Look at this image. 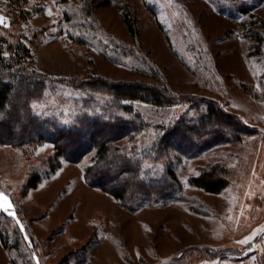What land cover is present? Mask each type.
<instances>
[{"label":"rangeland","instance_id":"1","mask_svg":"<svg viewBox=\"0 0 264 264\" xmlns=\"http://www.w3.org/2000/svg\"><path fill=\"white\" fill-rule=\"evenodd\" d=\"M260 2L96 0L94 18H88L93 33L81 25L83 0H28L24 19L12 17L0 0L5 17L0 35L29 47L30 68L51 78L163 81L181 97L170 107L133 103L150 127L128 143H116L127 144L137 156H145L155 126L195 117L197 98L216 102L246 128L232 143L192 154L172 150L180 182L177 196L135 211L87 185L83 168L92 151L77 162L62 161L22 193L30 169L40 168L53 148L42 141L25 155L0 144V193L12 205L8 211L0 208V234L6 243L0 241V264H208L200 249L212 244L227 252L218 264H264V43L259 54L251 53L253 41L241 25L251 16L264 18ZM124 6L133 12L134 30L122 19ZM131 50L136 54L129 55ZM49 88L41 102L32 103L36 113L65 118L68 109L78 108L73 99L82 93L59 82ZM150 160L141 170L147 180L167 182L166 157ZM214 163L228 169V184L219 193L188 182ZM254 231L251 240L239 243Z\"/></svg>","mask_w":264,"mask_h":264},{"label":"trees","instance_id":"2","mask_svg":"<svg viewBox=\"0 0 264 264\" xmlns=\"http://www.w3.org/2000/svg\"><path fill=\"white\" fill-rule=\"evenodd\" d=\"M3 1L15 19L28 17L29 10L25 8L28 0ZM95 2L83 0V5L78 8L81 25L85 26V31L93 33L96 30L88 23V18H94ZM260 3L264 11V0ZM251 17L241 25L244 33L253 41L249 45L253 49L251 53L259 54L264 43V18ZM122 19L130 30L135 29L136 20L130 6L122 8ZM5 52L7 56L3 55ZM128 52L129 55L136 54L134 50ZM31 56L29 47L22 41L14 43L7 36L0 35V144L15 146L25 155H29L31 149L42 141L49 142L53 148L42 158L40 168L30 169L22 193L35 188L62 161L74 163L92 151L91 162L83 168L87 185L99 188L122 207L135 211L177 196L180 182L173 169L172 150L192 154L212 144L232 143L233 139L238 140L245 134L246 128L240 118L226 112L210 99L197 98L198 113L195 117L172 125L155 126L153 140L149 147H144L145 156H137L136 151L127 144L120 146L116 143L120 140L128 143L136 132L150 127L142 114L135 110L133 103L170 107L178 104L181 97L169 91L163 81L157 85L143 81H111L94 75L86 78H51L28 66L27 59ZM55 82L83 94L79 99H73V105L79 106L75 110L68 109L65 118L61 114H38L32 107L33 102L42 101ZM161 155L168 162L167 182L154 183L158 181L147 180L141 172L142 164L146 159L153 162ZM227 170L225 165L214 163L201 168L188 182L203 191L219 193L228 184ZM0 241L6 244L1 234ZM221 246L201 247L200 250L208 255V264H218L227 253Z\"/></svg>","mask_w":264,"mask_h":264},{"label":"snow or ice","instance_id":"3","mask_svg":"<svg viewBox=\"0 0 264 264\" xmlns=\"http://www.w3.org/2000/svg\"><path fill=\"white\" fill-rule=\"evenodd\" d=\"M4 23H5V17L3 15H0V25H3ZM3 55L7 56L8 53L5 52L3 53ZM11 207L12 205L8 201L7 197L3 193H0V208H3L4 211H8ZM11 214L15 215V212H12ZM21 227L23 228V225H21ZM255 234L256 233L254 231L251 235L244 237V239L239 241V243H247L249 240L253 238ZM26 239H27V236H26Z\"/></svg>","mask_w":264,"mask_h":264},{"label":"crops","instance_id":"4","mask_svg":"<svg viewBox=\"0 0 264 264\" xmlns=\"http://www.w3.org/2000/svg\"><path fill=\"white\" fill-rule=\"evenodd\" d=\"M213 245V244H212ZM212 263H215V262H212Z\"/></svg>","mask_w":264,"mask_h":264}]
</instances>
